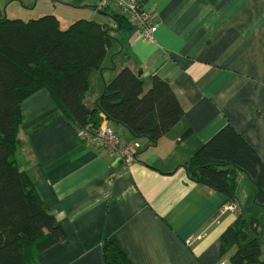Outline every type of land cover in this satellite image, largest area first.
<instances>
[{
	"label": "crops",
	"instance_id": "0c3cea01",
	"mask_svg": "<svg viewBox=\"0 0 264 264\" xmlns=\"http://www.w3.org/2000/svg\"><path fill=\"white\" fill-rule=\"evenodd\" d=\"M140 3L155 25L150 39L132 27L116 29L112 3L97 11L95 0H78L82 18L106 24L112 37L101 69L90 74L84 104L92 108L104 84L127 66L141 71L143 92L152 74L167 79L183 116L152 144L96 113L91 122L141 145L119 174L121 164L86 142L46 89L26 97L15 159L65 234L35 263L104 264L101 243L108 239L133 264H229L220 235L237 214L248 218L246 210L256 219L264 260V206L253 202L254 184L240 172L236 210L221 213L226 196L190 179L183 166L226 123L264 162V0Z\"/></svg>",
	"mask_w": 264,
	"mask_h": 264
},
{
	"label": "trees",
	"instance_id": "16d2710c",
	"mask_svg": "<svg viewBox=\"0 0 264 264\" xmlns=\"http://www.w3.org/2000/svg\"><path fill=\"white\" fill-rule=\"evenodd\" d=\"M116 29L131 28L111 14ZM110 27L79 18L61 28L54 14L36 18L1 16L0 12V264H36V255L59 242L63 229L48 211L27 171L15 159L20 103L46 89L70 123L85 127L101 112L132 136L154 144L183 116L167 79L150 76L143 92L140 77L123 66L107 81L92 108L84 104L90 74L101 69L111 47ZM188 131L184 132L185 135ZM188 177L224 194L235 203L240 172L254 184L253 202L264 206V162L245 139L226 123L183 163ZM221 254L229 264H264L257 222L237 214L220 235ZM104 264H133L115 243H101Z\"/></svg>",
	"mask_w": 264,
	"mask_h": 264
},
{
	"label": "built area",
	"instance_id": "2783aa9c",
	"mask_svg": "<svg viewBox=\"0 0 264 264\" xmlns=\"http://www.w3.org/2000/svg\"><path fill=\"white\" fill-rule=\"evenodd\" d=\"M112 3L123 15L132 28L139 31L143 39H150L155 25L149 21V12L142 7L140 0H95L94 9L101 11ZM82 138L107 151L117 162L121 164L119 174L126 171L130 161L135 159L141 147L137 140L122 142L114 129L107 124H87L81 127ZM236 205L233 202H225L221 205L220 212H234Z\"/></svg>",
	"mask_w": 264,
	"mask_h": 264
},
{
	"label": "rangeland",
	"instance_id": "374dc122",
	"mask_svg": "<svg viewBox=\"0 0 264 264\" xmlns=\"http://www.w3.org/2000/svg\"><path fill=\"white\" fill-rule=\"evenodd\" d=\"M0 3L1 12L5 17H18L22 20H28L43 14H54L58 17L61 28L68 26L71 22H68L69 18H72L73 21L86 16L83 12H77L75 7L78 6V0H0ZM86 8L90 9L88 6ZM97 18L101 19L100 17ZM248 214L253 213L246 210L245 215L251 216ZM263 219L264 216L260 215L261 222Z\"/></svg>",
	"mask_w": 264,
	"mask_h": 264
},
{
	"label": "water",
	"instance_id": "95a60500",
	"mask_svg": "<svg viewBox=\"0 0 264 264\" xmlns=\"http://www.w3.org/2000/svg\"><path fill=\"white\" fill-rule=\"evenodd\" d=\"M136 74H137V75H140V74H141V71H140V70H138V71L136 72Z\"/></svg>",
	"mask_w": 264,
	"mask_h": 264
}]
</instances>
